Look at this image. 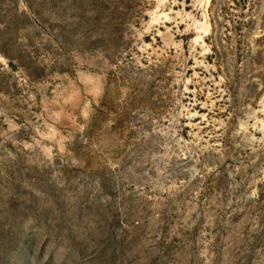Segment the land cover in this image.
Segmentation results:
<instances>
[{
  "label": "rangeland",
  "instance_id": "rangeland-1",
  "mask_svg": "<svg viewBox=\"0 0 264 264\" xmlns=\"http://www.w3.org/2000/svg\"><path fill=\"white\" fill-rule=\"evenodd\" d=\"M0 264H264V0H0Z\"/></svg>",
  "mask_w": 264,
  "mask_h": 264
}]
</instances>
